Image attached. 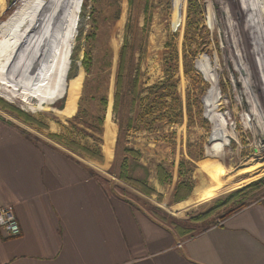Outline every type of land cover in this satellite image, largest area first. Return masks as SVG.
Here are the masks:
<instances>
[{
	"label": "rangeland",
	"instance_id": "rangeland-1",
	"mask_svg": "<svg viewBox=\"0 0 264 264\" xmlns=\"http://www.w3.org/2000/svg\"><path fill=\"white\" fill-rule=\"evenodd\" d=\"M4 19V53L16 44L17 62L0 68L1 106L39 130L54 126L60 132L49 130L51 138L100 163L108 142L112 159L98 167L116 194L197 231L232 215L223 218L235 207L230 201L209 221L195 219L239 189H249L241 194L246 206L264 202V0H0ZM136 70L135 112L147 88L170 76L172 121L119 128L121 118L134 117L127 80ZM11 89L29 102L2 95ZM98 118L103 130L113 128L106 142L89 130ZM124 161L130 179L120 176ZM171 191L173 201L185 200L163 204Z\"/></svg>",
	"mask_w": 264,
	"mask_h": 264
},
{
	"label": "crops",
	"instance_id": "crops-1",
	"mask_svg": "<svg viewBox=\"0 0 264 264\" xmlns=\"http://www.w3.org/2000/svg\"><path fill=\"white\" fill-rule=\"evenodd\" d=\"M5 92L29 102L16 89ZM93 129L105 142L113 133ZM49 130L59 131L52 125L39 130L0 103V206L14 207L21 229L9 235L0 226V264H264V202L221 225L188 229L110 188L98 167L112 159L108 142L109 150L98 144L100 163L51 138ZM173 195L163 204L185 200Z\"/></svg>",
	"mask_w": 264,
	"mask_h": 264
},
{
	"label": "trees",
	"instance_id": "trees-1",
	"mask_svg": "<svg viewBox=\"0 0 264 264\" xmlns=\"http://www.w3.org/2000/svg\"><path fill=\"white\" fill-rule=\"evenodd\" d=\"M5 24H6V19L2 20L0 23V50H1V54H0V68H11L14 66V64L17 62V57H16V44L14 45L13 49L11 50V52H9L8 54L5 55L6 51V46H5ZM5 51V53H4ZM125 55L124 52H122L121 54V58H120V63H119V72H118V77H117V90H116V95L114 98V112L117 114L118 112H120V109L122 108V103H123V97H122V91H123V87H122V83H123V78H124V70H125ZM87 68H90V56L89 53L86 52V55L84 57V62H83ZM200 75V74H199ZM131 79L127 80L128 84V92L129 94L132 95V103H131V113H134L132 116L134 117H128L127 119L128 124H123V121L125 119L121 118L120 122H119V128L120 129H132L133 128V124L135 123V121H138V125L137 127H134L136 129L141 128V126L144 128L147 126H153L155 122L157 121H163L164 119L168 118V120L172 121V117H173V111L171 109H169V104L165 101V99H168V96H170L171 94L167 93V88L169 90H174L176 88V86H169L168 82L169 80H165L159 83H155L151 86H149L147 88V93L141 97V103H140V110L138 108V110L135 112V108H136V100L137 98L140 96L142 90L140 89V75H139V71L136 70V74L135 76L132 78V76H130ZM195 78H198V75L195 76ZM168 81V82H167ZM144 101V102H143ZM102 104L104 107L108 106V102L106 98L102 99ZM137 109V108H136ZM170 112V115H169ZM182 116V112L181 110H178L177 114H175V117H181ZM136 118V119H135ZM126 119V120H127ZM99 120V121H98ZM103 125V118H98L97 122H96V126H93L96 129H100ZM125 125L126 128L123 126ZM139 126V128H138ZM150 128V127H149ZM220 130V128H219ZM84 152L90 153L87 148L82 147L81 148ZM127 165H126V161L123 162L122 164V169H121V173L120 176L122 178H126V179H130L128 177L127 174ZM253 186V185H252ZM250 186V187H252ZM249 187V188H250ZM247 190H249L248 188H242L239 189L237 191H235L229 199H225L224 201L219 202L217 205L214 206V208H212L211 210L204 212L198 216L195 217V219H206L207 217H209V215L213 212H215L216 210L220 209L222 206H225L228 202L232 201L235 205V207L233 209H230L227 213H225L223 215V218L226 217L227 215H230L232 213H234L235 211H237L238 209L244 207L247 205V202L242 203L241 201V194L245 193ZM186 197V196H185ZM183 197V198H185ZM236 198H240V200L235 201L234 199ZM180 200V199H179ZM234 200V201H233ZM152 210L157 212V208L152 207ZM210 224L207 225V227Z\"/></svg>",
	"mask_w": 264,
	"mask_h": 264
},
{
	"label": "built area",
	"instance_id": "built-area-1",
	"mask_svg": "<svg viewBox=\"0 0 264 264\" xmlns=\"http://www.w3.org/2000/svg\"><path fill=\"white\" fill-rule=\"evenodd\" d=\"M0 226L9 235H18L21 232L15 209L11 204L0 206Z\"/></svg>",
	"mask_w": 264,
	"mask_h": 264
},
{
	"label": "bare ground",
	"instance_id": "bare-ground-1",
	"mask_svg": "<svg viewBox=\"0 0 264 264\" xmlns=\"http://www.w3.org/2000/svg\"><path fill=\"white\" fill-rule=\"evenodd\" d=\"M252 1V0H251ZM254 4V3H253ZM242 7V6H241ZM253 7H254V5H253ZM260 27V30H262L261 29V25L259 26ZM250 32V31H249ZM263 37H264V32H263ZM252 50V49H251ZM254 51V50H253ZM252 54H253V52H252ZM244 122V121H243ZM261 128V127H260ZM262 140H264V139H262ZM263 143V142H262Z\"/></svg>",
	"mask_w": 264,
	"mask_h": 264
}]
</instances>
